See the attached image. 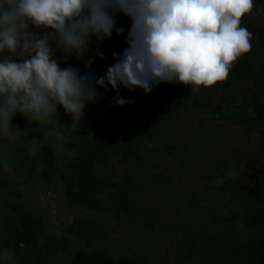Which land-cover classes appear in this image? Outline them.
Listing matches in <instances>:
<instances>
[{"label":"trees","instance_id":"1","mask_svg":"<svg viewBox=\"0 0 264 264\" xmlns=\"http://www.w3.org/2000/svg\"><path fill=\"white\" fill-rule=\"evenodd\" d=\"M255 1L256 5L264 3ZM261 27L252 33L251 50L234 62L224 81L210 88L191 92L192 86L161 83L145 94L141 89L130 92L121 87V97L132 101L123 107L115 105L116 94L110 86L98 89V98L85 109L79 129L71 132L66 127H72V118L62 108L57 109L56 123L40 127L17 114L12 127L21 132L23 147L4 148L0 160L7 165L0 164V168L21 179L25 187L41 184L49 188L57 179L53 193L59 181L64 200L91 212L92 218L96 213L107 218L77 219L66 227L70 234L47 236L49 219L44 222L41 218L47 216V210L16 201L1 211L0 251H9L12 257L7 264H65V259L57 257L56 262L53 258L62 252L72 256L70 247L77 238L88 247L91 243V256L81 258L85 250H77L69 259L71 264H156L152 248L158 247L170 255V264H264V168L258 171L252 164L239 182L223 184L213 192L208 184L203 187L196 180L201 174L225 170L230 160L243 156L222 154L228 143L226 136L249 141L256 132L264 153V23ZM125 41L109 45V51L101 49L105 59L96 58L97 65L90 68L83 63L79 72L93 75L98 70L100 76L104 75L112 54H121L127 47ZM257 62L260 67L256 70ZM226 91H236L237 97L240 93L239 102L224 109L217 104L206 116L221 119L227 128H214L218 125L215 122L207 129L188 125L184 129L186 137L178 142H172V130L163 131L166 122H178V112L214 105L213 98ZM95 107L104 109V113H94ZM155 140L163 142L161 150L170 154L179 150L189 161L190 169L179 170L177 180L153 169L146 153H137L136 144L154 148ZM197 145L204 149L186 155ZM109 148H122L127 158L132 157L135 165L125 177L115 180L111 173L104 176L96 172L109 163ZM211 148L215 150L211 152ZM253 171L255 174H251ZM183 209L193 215L201 211L202 217L183 219ZM118 229L126 235L123 241L115 237L108 242L107 233L117 236ZM113 243L118 246L115 257L103 249ZM126 244L133 248L131 253L125 252ZM78 255L80 258H76ZM6 261L0 258V264Z\"/></svg>","mask_w":264,"mask_h":264},{"label":"clouds","instance_id":"2","mask_svg":"<svg viewBox=\"0 0 264 264\" xmlns=\"http://www.w3.org/2000/svg\"><path fill=\"white\" fill-rule=\"evenodd\" d=\"M252 7L253 0H0V142H17V114L40 127L56 123L62 108L72 118L69 132L79 129L97 90L109 86L123 107L132 101L121 97V87L149 94L166 83L195 92L224 81L251 50L241 20ZM118 13L130 20L127 47L112 54L104 75L61 67L57 53L79 61L93 39L102 44L113 32L123 34ZM96 58L105 59L99 51Z\"/></svg>","mask_w":264,"mask_h":264},{"label":"rangeland","instance_id":"3","mask_svg":"<svg viewBox=\"0 0 264 264\" xmlns=\"http://www.w3.org/2000/svg\"><path fill=\"white\" fill-rule=\"evenodd\" d=\"M244 17H246V19H245V22H242L241 20V26L246 27L251 34L252 33L254 34L253 31L256 32L258 30H261L262 28L261 26L264 23V3H262V5H256V1L254 0L251 12L246 14ZM116 26L117 27L122 26L125 29V32L121 34L120 36H117L115 32H113L112 37L110 39H105L102 44H98L97 41L93 39L90 42L89 50L83 59L77 61L75 58H64L62 54L57 53L55 57L57 59V62L59 61V64L61 65V67H73V68L79 69V67L83 65V63H87V61L91 59L93 61L92 65L96 66L97 65V59H96L97 51L100 52L101 49L105 51H109L108 50L110 49L109 45L115 44V43L116 44L121 43L123 40L126 39V34L130 28L129 18L124 17L122 14L118 13L116 15ZM31 30L34 32H37L39 35L44 34L43 32L37 29H31ZM117 54H120V53H117ZM5 55H7V53H5ZM263 60L264 59H262V61ZM114 63H115V60L111 59L108 62L107 66L112 65ZM259 67H260V64H258L257 62L255 69L257 70V68ZM93 76L100 77V72L96 70L95 72H93ZM235 92L226 91V92L218 93L212 100L214 102V105L213 104L207 105V108H203V109L191 108L188 113H184L182 111L178 112V122L174 124L170 122H166V125L163 126L162 128L163 131L166 132L167 130H172L174 135H171V136H175L176 133H179V135L174 138L170 136L172 142H175V141L178 142V141H181L182 138L184 139L186 137L187 132H185L184 129H186L188 125H191L193 128H197V129H207L209 125L215 122L218 125L215 127L213 126L214 128L216 127L227 128V125L222 123L221 119L219 120L214 119V118L209 119L206 116V114L207 112L213 109H216L217 107H215V105L217 104L221 105V108L224 109L225 106L230 107L232 106V104H234V102H237V101L239 102L238 98H239L240 93H238L239 95L237 97L235 95ZM238 92H240V90ZM103 110L104 109H99L95 107L94 113L103 114L104 113ZM181 124H187V125L181 126ZM214 128H211V129L215 130ZM256 136H257V133L256 132L253 133L249 141L246 137L244 139L241 138L242 140L240 141H237L235 140V135H230V137L226 136V138L228 139L227 140L228 143H227V146H225V148H222V154L225 153V154H233L235 156L236 155H243V156L233 161L230 160V162L227 161L228 162L227 168L223 171L215 170L212 173V175H208L207 173H205V176L202 174L197 176L196 178V180L198 181L197 183L202 184L203 187L207 186L208 184L207 186L208 190H211V192H213V191H216L217 187H221L223 184L226 185V184H229L230 182L233 183V181L239 182L240 178L244 177L247 174L246 172L249 166H251L252 164L254 167H257V170L259 169L261 171L264 168V161H263L264 153H263V150L259 147V144H262V142L259 141L258 137ZM254 139H255V142H252ZM172 142L170 141V144ZM153 144H154V148H145L143 144H138V145L136 144L135 146L137 153L147 154V156L151 160L149 161L148 159V162L149 164H152L153 169H155L156 171H164L167 175H171L172 178L175 180H177L176 178L178 177L179 170L187 169V168L190 169L189 161L186 160L182 156L179 150L175 151L174 154H170L169 152L160 149V147H162L163 145V142L161 140L160 141L157 140L156 142H153ZM16 145H20L21 147H23V145H21L20 137L18 138L17 142L13 144H9L6 141L0 142V155L3 154L4 148L6 147L15 148ZM194 146L191 149V152H187L186 155L189 154L190 156H193L194 154L199 153L201 149H204V146H200V145H197L196 147ZM253 149H254V152L250 153L249 151ZM214 150L215 148H211L210 151L212 152ZM205 152L207 153V150ZM245 152H248V153H245ZM245 157L247 158L244 159ZM131 159L132 157L127 158L125 156L124 150L122 148H119L117 150L113 148H109V163L105 164L104 166H99V169L96 172L104 176L111 173V177L113 176L115 180L119 179L120 177H125L126 174L132 170V168L134 167L133 165H135ZM258 159L261 161H259ZM251 174H255V171H253ZM10 175L11 174H9L8 172L0 168V198H1L0 199V218H2L4 215V212H1L2 208L9 206L10 204L15 203L16 201L28 207L38 203L39 209L44 208L43 206L44 204H46V206H48V209L50 210V214L48 213V211L46 214L49 217L47 218V216L43 214L44 216L41 218L44 222H47V220L49 219V221L46 224L47 236L51 235L52 233H56V235H62V236L68 235L70 233L67 232L66 227L69 226L70 224H73L75 220L92 218L90 217V212L89 213L75 212V210L71 211L72 209L70 207L68 209L69 202L67 200H64V198H62V190H61L59 181L57 182V186L55 188L56 192L55 191H54L55 193L52 192V189L55 185V181H57V179L52 181L49 188L48 187L45 188V186H40L41 184H39L37 187L35 186L36 187L35 188L33 184H31L28 187H25L24 182L21 179H18L17 177L13 178V176H10ZM179 182H181L180 179H179ZM7 184L9 185L8 187H7ZM177 184L179 185L180 183H177ZM241 187H244V186H241ZM6 188L9 194H7L5 190ZM4 194H7V195L5 196ZM27 201L30 202L29 205L28 204L26 205V203H24ZM109 204L114 205L112 201H110ZM8 211H9V208L5 211V214H7ZM201 213L202 212L200 211L199 213L193 215L189 209L188 210L183 209L181 217L183 219H185L186 217H202ZM85 214H89V216H85ZM50 215L51 217H53V219H50ZM96 217H100L104 219L107 218L106 215L96 213L95 217H93L92 219H95ZM51 220L52 221L55 220L53 224ZM170 220H171V217L168 218V221ZM241 228H242V224H241ZM118 232L119 233L117 234V236L108 232L107 233L108 242L116 238H118L119 242L123 241V238H125L126 235H124L120 229H118ZM127 239L131 240L130 238H127ZM75 243L76 244L74 246L70 247L73 250L72 256L74 253H78L76 252L77 250H85L84 252L85 255L82 254L81 258L82 257L89 258V256H91V243H90V247H88V245H86L85 242L80 238H77L75 240ZM124 248L126 249L125 252L127 253H131L133 251V248L131 247V245H129L128 247L126 244L124 245ZM158 248H152V253L154 255L155 263L156 264L172 263V260L169 258L170 255L166 253L163 249H158ZM103 249H104V253H107L111 255L112 257L118 256V246L117 245L115 246L114 243L109 244V245H104ZM122 252H124V250H122ZM72 256H67L66 254L62 252V253L57 254L56 257L53 259L54 261L57 262L58 261L57 257H60L66 260L65 264H71L72 260H69V259H72ZM0 258L6 259L7 260L6 264H7L9 260L12 258L11 252L6 251L5 249L1 250ZM76 258H80V256L78 255ZM81 264H84V263H81Z\"/></svg>","mask_w":264,"mask_h":264},{"label":"flooded vegetation","instance_id":"4","mask_svg":"<svg viewBox=\"0 0 264 264\" xmlns=\"http://www.w3.org/2000/svg\"><path fill=\"white\" fill-rule=\"evenodd\" d=\"M258 105H260L261 107H263L262 105H261V103L259 102V103H257ZM252 121H253V119H252ZM38 203H36L35 205H31V206H29L30 208L31 207H38ZM47 211H48V213H49V209H48V206L46 207V204H44V206H43ZM69 207L72 209L71 211H74L75 210V212H82L83 211V213L85 212H87V213H89V211H87V210H85V209H82V208H80V207H74V206H72L70 203H69V205H68V209H69ZM79 210H82V211H79ZM50 214V213H49ZM89 214H85V216H88ZM57 216V215H56ZM90 216H91V212H90ZM50 219H53V217H51V215H50ZM90 219V218H89ZM52 221V220H51ZM55 221V220H54ZM54 221H52V224L54 223Z\"/></svg>","mask_w":264,"mask_h":264},{"label":"water","instance_id":"5","mask_svg":"<svg viewBox=\"0 0 264 264\" xmlns=\"http://www.w3.org/2000/svg\"><path fill=\"white\" fill-rule=\"evenodd\" d=\"M59 170H60V167H59ZM59 170H58V172H57V175L56 176H58L59 175ZM47 207V206H46ZM49 213H50V211H49Z\"/></svg>","mask_w":264,"mask_h":264},{"label":"crops","instance_id":"6","mask_svg":"<svg viewBox=\"0 0 264 264\" xmlns=\"http://www.w3.org/2000/svg\"><path fill=\"white\" fill-rule=\"evenodd\" d=\"M79 211H82V210H79ZM83 212V211H82Z\"/></svg>","mask_w":264,"mask_h":264}]
</instances>
